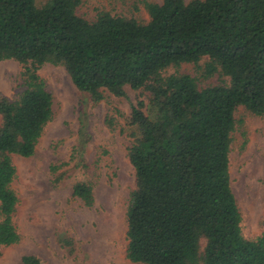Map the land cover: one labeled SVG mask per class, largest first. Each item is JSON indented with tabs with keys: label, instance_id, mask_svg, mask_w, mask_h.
<instances>
[{
	"label": "trees",
	"instance_id": "trees-1",
	"mask_svg": "<svg viewBox=\"0 0 264 264\" xmlns=\"http://www.w3.org/2000/svg\"><path fill=\"white\" fill-rule=\"evenodd\" d=\"M140 3L146 22L105 10L88 19L78 13L81 0H0V61L23 65L18 96H0V247L21 238L12 155L31 156L53 117L52 94L38 74L52 63L95 102L106 92L124 96L126 86L147 93L130 113V261L264 264V232L243 236L229 170L236 109L264 115V0ZM184 63L202 80L164 74ZM72 193L93 203L89 183L76 182ZM22 260L39 264L34 256Z\"/></svg>",
	"mask_w": 264,
	"mask_h": 264
},
{
	"label": "rangeland",
	"instance_id": "rangeland-1",
	"mask_svg": "<svg viewBox=\"0 0 264 264\" xmlns=\"http://www.w3.org/2000/svg\"><path fill=\"white\" fill-rule=\"evenodd\" d=\"M102 10L149 20L140 0H81L78 7L88 19ZM22 67L14 59L0 61V96H18ZM176 71L198 78L200 74L191 63L164 74ZM38 74L52 94L53 117L31 156L12 155L16 176L11 186L18 197L14 222L21 238L0 247V264H24V256L36 257L39 264H142L126 257V213L135 187L127 147L134 139L131 107L138 99L147 102L146 91L126 86L124 96L106 92L95 102L74 86L61 64L45 63ZM216 81L214 76L203 83ZM235 119L231 188L242 216V234L253 239L264 232V115L239 106ZM78 181L91 185V205L73 195Z\"/></svg>",
	"mask_w": 264,
	"mask_h": 264
}]
</instances>
